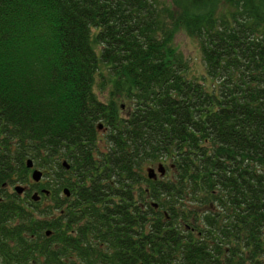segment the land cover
<instances>
[{
	"label": "trees",
	"instance_id": "1",
	"mask_svg": "<svg viewBox=\"0 0 264 264\" xmlns=\"http://www.w3.org/2000/svg\"><path fill=\"white\" fill-rule=\"evenodd\" d=\"M29 143L69 195L0 191V264H264V0H0V184Z\"/></svg>",
	"mask_w": 264,
	"mask_h": 264
},
{
	"label": "rangeland",
	"instance_id": "2",
	"mask_svg": "<svg viewBox=\"0 0 264 264\" xmlns=\"http://www.w3.org/2000/svg\"><path fill=\"white\" fill-rule=\"evenodd\" d=\"M174 42H175L176 46L183 52L184 56L187 59H189L190 65L196 71V73L199 74V72L203 71V62L200 59V52H199L197 40L193 36L189 35L184 28H180L179 30H177V32L174 35ZM94 89L97 92V94L99 95V91H98L99 87L97 85H95ZM123 110H124L123 112H126L128 110L127 104L125 105ZM50 160L51 159L48 158V161L43 162V164H45V165H43V164L35 163L33 160V157H32V161L34 162L33 163L34 167L41 169L43 172H45L44 176H43V179L44 178L47 179L45 181V183H46L45 186L49 190H51V197H50L51 204L48 203V205H46V203H42V202H39V203L38 202L37 203L31 202L32 204H30V206L32 207L33 211H35V212L40 210V209H48V210H50V213H56V211L58 210L57 207H59L61 202L64 200V197L66 196L64 189H67L68 195H69V187H68L67 183L65 184V180H64L65 176L67 177V175L62 174L60 172L58 164L54 163ZM33 164H32V166H33ZM147 166L155 167V169H156L157 163H152L151 165H147ZM147 166H144V169L142 168V170L140 172L141 176L139 177L140 181L138 183V186H140L141 188H144V189L149 187V184L146 180H150V179L155 180L154 178H148L147 172H146ZM33 170H34V168H33ZM22 171H23V169H22ZM17 174L18 175H24V177L26 179L32 180L31 179L32 177H30V173H28V176H26V174L24 172L21 173L20 169H18ZM161 176L162 175H160V173H158L156 175L157 178L158 177L160 178ZM12 177L14 179L16 178L15 175H12ZM12 183H10V185H12ZM7 190L10 192V189H7ZM61 190H63V192H61ZM139 198H141V197H138V199ZM148 202H154V206L157 208L156 199H150L149 198ZM202 209H203V212L200 213V216H201V224L203 225L202 220L205 218L204 215L207 213L205 210V205L202 207ZM193 212H194V208H193ZM193 225H198V221H193L192 227H193ZM195 228H197V227H195ZM196 234H197V231H196Z\"/></svg>",
	"mask_w": 264,
	"mask_h": 264
},
{
	"label": "flooded vegetation",
	"instance_id": "3",
	"mask_svg": "<svg viewBox=\"0 0 264 264\" xmlns=\"http://www.w3.org/2000/svg\"><path fill=\"white\" fill-rule=\"evenodd\" d=\"M121 108L124 109V106L121 105ZM97 129H98V131H102V132L106 131V127L103 125L101 126V128L97 127ZM24 144L26 145V142ZM13 145H16L14 147L12 146L13 150H16L15 147H18V144L14 143ZM31 148H33V145L29 143V149L30 150H29L28 154L26 155V157H24V160H23V164L26 166L25 174H26V176H28V173H30V177H31V173H32L33 168H36V167H34V164L31 167L27 166V161L28 160L32 161V154L34 153V151H31ZM15 160H19V152H17V158ZM18 169H19V167L16 164V166L13 167V171L15 170L16 172H12L10 175L7 174L8 177L6 178V180L2 181V183L0 184V191H7L8 194L18 195L26 205H30L32 203H37V202L38 203L39 202L46 203V205H48V203L51 204V199H50L51 190H49L45 186L46 185L45 181L47 179H45V178L43 179V177H42L37 182H35L34 180L26 179L24 177V175H18L17 174ZM44 173L45 172L42 173L43 176H44ZM12 175H15L16 178L14 179L12 177ZM10 183H12V185H10ZM16 186H21L23 188L21 190V192L18 193L15 190ZM7 189H10V192ZM33 196L36 197L37 199H34ZM48 231H49L48 235H50L51 231L50 230H48ZM197 234H199V233L197 232Z\"/></svg>",
	"mask_w": 264,
	"mask_h": 264
},
{
	"label": "water",
	"instance_id": "4",
	"mask_svg": "<svg viewBox=\"0 0 264 264\" xmlns=\"http://www.w3.org/2000/svg\"><path fill=\"white\" fill-rule=\"evenodd\" d=\"M33 162L31 160H28L27 161V166H32ZM62 165L66 168L69 167V164L67 163L66 160H63L62 161ZM146 172H147V176L148 178H157L156 175L158 173H160V175H163L165 173V167L163 166V164L161 163H158L157 166H156V169L155 167H148L146 169ZM157 173V174H156ZM31 177L34 181H39L40 178L42 177V171L38 168H34V170L32 171V174H31ZM23 188L21 186H16L15 187V190L19 193L21 192ZM64 192L66 193V195H68V191L67 189H64ZM34 199H37L36 197L33 196ZM46 234L48 235L49 234V231L46 232Z\"/></svg>",
	"mask_w": 264,
	"mask_h": 264
},
{
	"label": "bare ground",
	"instance_id": "5",
	"mask_svg": "<svg viewBox=\"0 0 264 264\" xmlns=\"http://www.w3.org/2000/svg\"><path fill=\"white\" fill-rule=\"evenodd\" d=\"M96 124H97V127H98V128H101V126L103 125V124L101 123V121L96 122ZM154 179H156V178H154Z\"/></svg>",
	"mask_w": 264,
	"mask_h": 264
}]
</instances>
